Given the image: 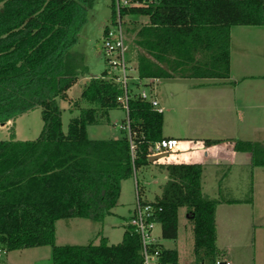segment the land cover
<instances>
[{
  "label": "trees",
  "instance_id": "1",
  "mask_svg": "<svg viewBox=\"0 0 264 264\" xmlns=\"http://www.w3.org/2000/svg\"><path fill=\"white\" fill-rule=\"evenodd\" d=\"M97 1L0 0V125L38 107L44 123L35 140L17 139L15 128L10 139L0 140V248L51 246L52 264H144L141 238L130 222L118 244H109L106 237L99 244L56 241L58 220L99 221L111 213L123 181L149 164L151 144L166 138L164 113L138 96L130 101L135 159L125 131L116 139L90 138L88 127L109 121L110 111L120 107L123 88L108 69L89 79L78 98L69 97V90L89 73L85 53L76 45ZM145 1L121 10L127 43L138 49L137 76L144 81H228L232 27L264 25V0ZM111 10L110 24H115L116 0ZM108 29L109 24L103 34ZM61 100L69 101L71 112H79L68 132ZM218 142L206 140L209 145ZM263 147L241 140L235 145L237 151L252 153L253 166H264ZM162 168L168 180L153 202L161 208V237L178 238L180 209L186 208L200 264H216L224 258L217 243L218 201L203 192L204 166L168 163ZM161 246V263L178 264V251Z\"/></svg>",
  "mask_w": 264,
  "mask_h": 264
},
{
  "label": "rangeland",
  "instance_id": "2",
  "mask_svg": "<svg viewBox=\"0 0 264 264\" xmlns=\"http://www.w3.org/2000/svg\"><path fill=\"white\" fill-rule=\"evenodd\" d=\"M111 3L112 0H98L90 11L88 22L80 33L76 49L85 53L89 73L69 90L68 94L70 98H78L89 79L99 77L105 70H110V65L102 48V37L105 26L110 24ZM140 19L142 21L147 20L146 17H141ZM128 40L129 42L132 41L131 39ZM132 46H129L127 57L131 58L130 62L134 73H132V77L134 79V76H137L136 54L138 49L136 46ZM161 81L162 83L158 87L159 92L168 91L166 96L168 99L167 105L166 103L163 104L165 108L163 133L166 136H175L188 140L190 139L189 132H191L189 126L193 122V118H195L191 110L192 105L201 104L200 102L193 103L194 101L187 95V86L190 87L189 85L196 80L171 78L162 79ZM132 82L135 81L132 80ZM243 84L247 83L244 82ZM140 87L142 89L144 85L135 87L134 90L137 92ZM244 88L246 89L247 87L244 86ZM224 101L219 102L223 103ZM226 102L229 101L226 100ZM258 103L261 104V100H258ZM60 107L62 109L63 129L65 132H68L71 119L76 117L79 112H71L70 103L66 100L60 101ZM202 107L205 108V104ZM224 112H228V110H224ZM209 113L210 111H208V115H210ZM126 118L127 114L123 108L112 109L109 121L98 125H90L88 127V134L90 138L99 140L120 138L124 134L121 124L125 122ZM43 125L42 108L38 107L19 116L15 121H9L7 124L0 125V140L10 139L12 128L16 130L17 139L35 140L40 135ZM190 146L193 148L198 147L196 144H191ZM186 147L187 145H183L179 149L182 151ZM180 153L169 154L153 163L150 162L138 167L136 176L134 174L123 181L117 206L102 220L95 221L85 217L58 220L56 223L57 244L86 245L90 242L99 244L103 237L108 239L109 244L120 243L123 240L126 225L131 220L137 203L136 179L142 201H156L162 194V189L168 180L167 172L162 168V164L186 161L184 159L185 155H180ZM188 158V160L194 159L191 156ZM223 171L226 172L227 169L222 168L220 172L222 173ZM212 172L214 170L210 173ZM236 175L237 173L233 174V178L229 181L233 192L225 188L220 192L215 175L212 173L213 178L205 182L206 193H209L211 198L222 201L223 199H235L238 197L250 199L252 196L250 188L253 187L252 179H250V188L248 189L247 184L249 180L245 172L240 171L237 177ZM254 182L256 184V180ZM223 208L221 206L219 212L220 238L218 245L220 250H228V256H232L233 264H255V251L252 246L253 234L250 226H244L246 220H248L246 211L243 213L242 218H238L236 213L231 210L225 211ZM236 219H238V223L240 224L236 222ZM227 222H230V224L227 225ZM153 233L159 238L165 248L176 249L178 251V264H200L195 250L194 222L188 217L186 208L180 209L179 235L176 240L163 239L159 224H156ZM0 264H52V247L40 246L23 250L6 251L0 257Z\"/></svg>",
  "mask_w": 264,
  "mask_h": 264
},
{
  "label": "crops",
  "instance_id": "3",
  "mask_svg": "<svg viewBox=\"0 0 264 264\" xmlns=\"http://www.w3.org/2000/svg\"><path fill=\"white\" fill-rule=\"evenodd\" d=\"M190 80L196 81L192 82L190 87L187 86V95L194 101L193 103L200 102L201 104L192 105L191 110L195 118L189 126L191 132H189L188 141H202V143H195L198 146L195 148L196 151L186 150L180 153V155H185L186 161L176 163H201L204 166L203 192L210 198V194L205 190V182L213 178L212 173L215 175L220 192L223 188L233 192L229 181L235 173L237 177L240 171L245 172L249 180L248 189L250 179H252L250 199L238 197L222 201L211 198L218 201L217 243L219 244L220 238L219 212L221 206L225 211L231 210L236 213L238 218H242L246 211L248 220L244 226H250L253 234L255 264H264V166H253L251 152L235 149L238 140L259 142L264 146V25L232 27L231 76L228 81L215 83L209 80ZM244 82L247 84H243ZM161 83L160 80L157 85V95L164 108L163 104L167 105L168 91L159 92L158 87ZM244 86L247 88L245 89ZM222 100L225 101L220 103L219 101ZM258 100H261V104ZM203 104L205 108L202 107ZM206 140H218L219 142L209 145ZM189 156L194 159L188 160ZM222 168H226L227 171L221 173ZM210 170L214 172L210 173ZM236 222L238 223V219ZM229 224L230 222H227V225ZM225 251H223L222 260L233 264L232 256H228V250Z\"/></svg>",
  "mask_w": 264,
  "mask_h": 264
},
{
  "label": "built area",
  "instance_id": "4",
  "mask_svg": "<svg viewBox=\"0 0 264 264\" xmlns=\"http://www.w3.org/2000/svg\"><path fill=\"white\" fill-rule=\"evenodd\" d=\"M145 0H116V8L118 13V19L115 24H109V29L107 33L103 34L102 37V48L107 57L108 64L110 65V70L108 73L110 77H113L115 81L122 85L123 91L118 97V105L123 108L127 114V118L123 124H121V129L128 133L130 138V148L132 153V158L135 159L137 153V143L133 140V132L131 128L130 120V101L134 96H138L140 99L149 102L153 109L159 113H164V108L162 107L160 100L157 95V85L161 79H149V81L141 80L138 76L132 77L133 66L127 57V52L129 51V45L127 43V36L125 32V27L121 17V10L130 6H140L145 4ZM132 80L138 82L140 86L144 85V88L139 89L134 93L135 87H131L133 83ZM149 85L146 86L145 83ZM202 143V141H188L181 140L174 137L164 138L160 141H156L151 144L149 148V156H157L161 154H177L180 152H186L193 150L195 148L191 147V144ZM187 145L184 150H180V146ZM136 176V175H135ZM137 183V203L133 210V216L129 221L135 228V231L139 234L142 243V254L144 257V264H162V246L161 241L157 236L154 235V228L157 221L158 213L161 208H157L153 202H143L138 190ZM7 250L0 248V257ZM225 260L219 259L216 264H221ZM226 264H232L230 261H225Z\"/></svg>",
  "mask_w": 264,
  "mask_h": 264
},
{
  "label": "water",
  "instance_id": "5",
  "mask_svg": "<svg viewBox=\"0 0 264 264\" xmlns=\"http://www.w3.org/2000/svg\"><path fill=\"white\" fill-rule=\"evenodd\" d=\"M165 156H167V154H161V155H157V156H151L149 158V161L153 163L156 160H159L160 158L165 157ZM221 264H226V262L225 261L224 262H221Z\"/></svg>",
  "mask_w": 264,
  "mask_h": 264
}]
</instances>
